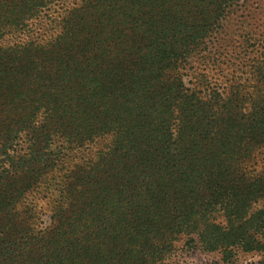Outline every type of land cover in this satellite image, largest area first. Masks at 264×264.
Listing matches in <instances>:
<instances>
[{"label":"trees","instance_id":"obj_1","mask_svg":"<svg viewBox=\"0 0 264 264\" xmlns=\"http://www.w3.org/2000/svg\"><path fill=\"white\" fill-rule=\"evenodd\" d=\"M59 1L0 0V264H264V62L186 81L234 0Z\"/></svg>","mask_w":264,"mask_h":264},{"label":"rangeland","instance_id":"obj_2","mask_svg":"<svg viewBox=\"0 0 264 264\" xmlns=\"http://www.w3.org/2000/svg\"><path fill=\"white\" fill-rule=\"evenodd\" d=\"M73 1L61 0L52 6L51 12H54L57 17L61 15L65 8H70ZM10 39L5 41L9 42ZM203 56H208L211 60L219 57L222 61V68H225V72L228 74L241 68L242 63L246 65L245 71H251V65L254 66L256 61L264 62V0H234L231 2L219 28L204 40L201 47L188 60L186 64V73L188 74L186 75V81L191 80V74L194 72L193 68L201 70L203 64L208 63L205 62L206 59ZM223 62H226V64L223 65ZM260 151L262 154L258 156L256 160L258 163L253 168L257 172L264 173V148ZM150 203L149 201H143L138 203L137 206L142 204L147 207ZM40 216L42 227L46 228L51 222V215L47 209H43ZM110 220L107 218V222ZM73 237L74 243L81 242L82 240L75 238L86 239V230L75 231ZM73 249L77 253L80 252L79 246H73L70 243L61 245L57 252L58 254L67 253L69 257V252H73ZM121 257V254H118L116 260H120ZM221 257L220 252L202 250L196 244L188 241L187 236H182L175 242L173 251L164 260L148 264H227L224 263ZM259 257L260 255L257 253L241 252L236 254L231 261L232 264H245L258 260ZM120 262L115 261L114 264H120Z\"/></svg>","mask_w":264,"mask_h":264}]
</instances>
